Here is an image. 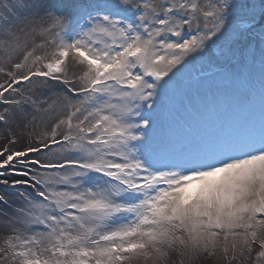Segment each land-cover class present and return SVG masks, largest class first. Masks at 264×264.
<instances>
[{"label": "snow or ice", "instance_id": "snow-or-ice-1", "mask_svg": "<svg viewBox=\"0 0 264 264\" xmlns=\"http://www.w3.org/2000/svg\"><path fill=\"white\" fill-rule=\"evenodd\" d=\"M0 185V264H264V0H0Z\"/></svg>", "mask_w": 264, "mask_h": 264}, {"label": "rangeland", "instance_id": "rangeland-1", "mask_svg": "<svg viewBox=\"0 0 264 264\" xmlns=\"http://www.w3.org/2000/svg\"><path fill=\"white\" fill-rule=\"evenodd\" d=\"M47 2H58V0H47ZM238 3H255L258 4L259 0H237ZM258 46V40H257ZM225 90L235 91L234 86L227 85L221 82H217L211 88V91L208 87L200 85H193L186 89L182 94L177 95L172 101L170 111L166 114L164 119L167 123H175L180 124L183 121H186L191 118L196 109H199L201 105L206 104L208 97L211 94H216L218 91L223 92ZM199 131H203L202 129H198ZM2 193H6L1 190ZM29 190L20 189L15 193H12L13 198H17L16 194L27 192ZM2 235V233H0ZM2 242V241H0ZM255 253H253V257L242 262L232 261V264H252V259H254ZM180 257L173 258V264H179ZM142 260H134L133 264ZM184 264H189L188 260H185ZM190 264H228L227 260L218 255H213L207 259L201 258L199 260H192Z\"/></svg>", "mask_w": 264, "mask_h": 264}, {"label": "bare ground", "instance_id": "bare-ground-1", "mask_svg": "<svg viewBox=\"0 0 264 264\" xmlns=\"http://www.w3.org/2000/svg\"><path fill=\"white\" fill-rule=\"evenodd\" d=\"M20 189H24V188H22V187H17V188H15V189H12V188H8V187H6V186L0 185V193H2L1 190L5 191V192L9 195L10 199H12V200H16V199H17V198H13V197L11 196L12 193L17 192V191L20 190ZM24 190H28V189H24ZM29 191H30V190H29ZM135 264H142V261H141V262L138 261V262L135 263Z\"/></svg>", "mask_w": 264, "mask_h": 264}]
</instances>
